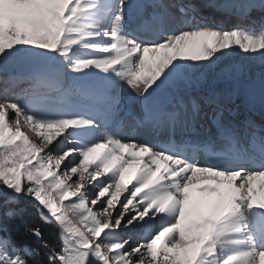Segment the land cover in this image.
<instances>
[{"label": "snow or ice", "instance_id": "obj_1", "mask_svg": "<svg viewBox=\"0 0 264 264\" xmlns=\"http://www.w3.org/2000/svg\"><path fill=\"white\" fill-rule=\"evenodd\" d=\"M241 95L264 0H0V264H264Z\"/></svg>", "mask_w": 264, "mask_h": 264}, {"label": "bare ground", "instance_id": "obj_2", "mask_svg": "<svg viewBox=\"0 0 264 264\" xmlns=\"http://www.w3.org/2000/svg\"><path fill=\"white\" fill-rule=\"evenodd\" d=\"M226 17H228L229 18V20H230V22H228L227 23V25H226V23H225V21H223L221 24L224 26V27H226V28H230V27H232L234 24L233 23H235V22H237L236 21V18H234L233 16H226ZM223 19V18H222ZM224 20V19H223ZM239 22V21H238ZM234 58V57H233ZM232 58V59H233ZM238 58H239V60H240V57L238 56ZM256 64H257V67H258V63L256 62ZM259 68V67H258ZM255 76H258L259 77V75L258 74H256ZM257 80H259V79H257ZM220 87H225V85L224 84H221L220 85ZM127 94H131V95H134L135 93H131V92H129V93H122V95H127ZM236 104H238V105H240L241 107H240V111L243 113V114H245V115H250V117H251V113H249V112H247L243 107H244V102H242V95L241 96H239V97H237L236 98ZM255 112H256V114H257V116L259 115V109H258V107H257V109L255 110ZM261 113V112H260ZM121 128H123L124 127V125L123 124H121V126H120ZM120 129H118V131H119ZM32 136H34V133L32 134ZM31 137V136H30ZM63 210V209H62ZM66 215V214H65ZM77 225V224H76Z\"/></svg>", "mask_w": 264, "mask_h": 264}, {"label": "rangeland", "instance_id": "obj_3", "mask_svg": "<svg viewBox=\"0 0 264 264\" xmlns=\"http://www.w3.org/2000/svg\"><path fill=\"white\" fill-rule=\"evenodd\" d=\"M231 62L234 63V64H237V65H238V64L240 63V60H239L238 56H234V58L232 59ZM257 63L259 64L260 62L257 61ZM250 67L252 68L254 75L258 74L259 77H260V69L257 67V64L251 65ZM259 77H258V76H255L256 81H257V84H258V82H259V80H257V79H259ZM242 102H244V97H243V96H242ZM243 108H245V107H243ZM32 134H33V133H30V136H32ZM58 206H59V205H58ZM65 210H66V209H65ZM62 211H64V209H63ZM66 212H67L68 215L73 219V220H72V219L70 218V220H71L72 222H74L75 224H77L78 227H81V226L79 225V223L75 220V218L72 217L71 213L68 212L67 210H66ZM81 230H83V229L81 228Z\"/></svg>", "mask_w": 264, "mask_h": 264}]
</instances>
